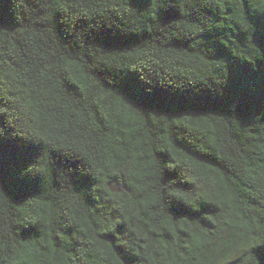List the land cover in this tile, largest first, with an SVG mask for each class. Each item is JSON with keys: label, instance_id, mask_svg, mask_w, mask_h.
Listing matches in <instances>:
<instances>
[{"label": "trees", "instance_id": "16d2710c", "mask_svg": "<svg viewBox=\"0 0 264 264\" xmlns=\"http://www.w3.org/2000/svg\"><path fill=\"white\" fill-rule=\"evenodd\" d=\"M0 264H264V0H0Z\"/></svg>", "mask_w": 264, "mask_h": 264}]
</instances>
